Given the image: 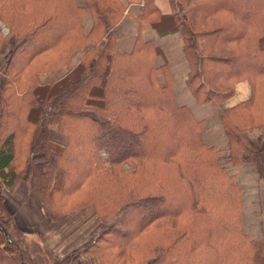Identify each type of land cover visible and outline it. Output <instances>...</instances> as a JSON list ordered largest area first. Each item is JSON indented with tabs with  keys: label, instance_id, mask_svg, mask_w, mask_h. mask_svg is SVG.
<instances>
[{
	"label": "trees",
	"instance_id": "trees-1",
	"mask_svg": "<svg viewBox=\"0 0 264 264\" xmlns=\"http://www.w3.org/2000/svg\"><path fill=\"white\" fill-rule=\"evenodd\" d=\"M126 1L85 0L92 25L84 32L85 7L75 0H0L16 43L0 85V185L9 190L24 177L54 222L92 206L99 224L80 252L100 264H264L256 257L264 232L260 241L244 233L235 177L200 140L203 121L174 102L167 66L153 63L159 48L137 37L118 52L113 33L133 3L140 28L179 32L198 103L217 104L248 79L251 98L222 114L225 158L253 164L264 181V144L244 136L253 127L264 133V0H169V14L154 0ZM87 44L68 74L38 83L39 72ZM3 201L0 194V264H53L42 238L20 230Z\"/></svg>",
	"mask_w": 264,
	"mask_h": 264
},
{
	"label": "crops",
	"instance_id": "crops-1",
	"mask_svg": "<svg viewBox=\"0 0 264 264\" xmlns=\"http://www.w3.org/2000/svg\"><path fill=\"white\" fill-rule=\"evenodd\" d=\"M154 3L161 13L169 14L171 12L169 0H154ZM180 11L183 12L184 7H181ZM139 12V4L133 3L126 5L123 16L113 28L115 36L114 49L118 52L130 51L137 37L150 41L159 48L160 54L154 57L153 63L155 65L165 63L167 66L174 84V102L177 105H185L190 109L195 119L203 121L198 133L200 140L204 144L214 146L218 150V155L223 157L222 161L227 172L235 177L240 188L242 205L241 224L243 230L248 232L250 237H261L264 231V181L259 178L253 164H234L225 158L228 154V138L222 123V114L224 112L251 98L252 87L249 80L241 79L235 82L232 94L217 104H212L211 102L198 103L186 85V78L190 66L183 51L182 36L176 31L160 32L148 22H145L140 28L136 19V15ZM91 25V14L89 11H86L82 17L83 31L88 32ZM90 46L91 44H87L83 47L76 48L66 59L65 65L56 69L39 72L37 74L38 83L40 85H49L64 77L80 62ZM159 80L162 81L161 76H159ZM1 84L2 81H0ZM58 135L61 134L54 130L50 131V137L52 139L59 140L57 139ZM244 136L257 148H261L264 144V133L260 127L247 129L244 132ZM41 160L42 156L39 154L32 157L33 162ZM0 194L3 196L4 206L12 214L16 226L26 233L41 235L46 249L52 248L51 241L53 239L51 236L55 232L56 224L48 217L47 211L39 198L29 189L25 178L16 180L9 190L4 189L0 185ZM81 211L82 209L72 215L80 213ZM253 216H258L260 218L259 221L262 222L260 223L261 226L259 225V229H255L251 225L252 223L248 222V218ZM255 220L257 221L256 218ZM93 227L95 228V226ZM80 228L68 229L63 240L66 237L72 236V239L70 237L67 239L68 243L72 240L76 242L75 237H77L79 232L80 234L82 232ZM91 231L89 230L88 233L81 234L80 240L73 246L74 250L90 240ZM73 232L78 234L72 235ZM64 247L65 244H63ZM63 258V256L59 257L56 255V260H54L53 264H100L95 257L83 255L80 251H72L71 256L65 260Z\"/></svg>",
	"mask_w": 264,
	"mask_h": 264
},
{
	"label": "rangeland",
	"instance_id": "rangeland-1",
	"mask_svg": "<svg viewBox=\"0 0 264 264\" xmlns=\"http://www.w3.org/2000/svg\"><path fill=\"white\" fill-rule=\"evenodd\" d=\"M34 1H35L34 3H36V6L41 5L43 3H46V0H34ZM119 1H122L124 4L127 2L126 0H119ZM75 2L77 4H82L83 7H85L84 13L86 11H89V9L86 7L85 0H75ZM125 10H126V7H125V9L122 12L121 17L123 16ZM84 13H83V15H84ZM8 30H9V28L0 20V81L3 80L2 72H3L4 66H5V64H6L7 60H8V58H9L10 51L16 45V43L12 40V37L8 35ZM78 48H80V47H78ZM260 91H262V88L260 89ZM95 93H97V92H95ZM57 137H58L57 139H59V140H64V136L63 135H58ZM125 168H127V167L125 166ZM124 172H126V171H124ZM114 176H111V178H112L111 181L114 179V182H116V178ZM149 177H151L150 174H149ZM92 216H94V217H92ZM255 218L257 219V221L255 220ZM116 219H118V217L114 218L110 223L115 222ZM259 219L260 218L258 216L257 217H255V216L249 217L248 218V222L252 223L251 225L253 227H255V229H259V225H260V223H262V222L259 221ZM241 221H242V218H241ZM55 224H56V228L54 229L55 232L51 236V238L53 239L51 241L52 248L47 250L49 252L53 262H54V260H56V255L59 256V257L63 256L64 257L63 259L65 260L69 256H71L72 251L73 252L80 251L81 247L83 245L78 247L76 250L73 249L74 248L73 246H75V243L80 240L81 234H84L85 232L88 233L89 230L91 231L94 228L93 226L96 227L99 224V219L95 215H93V207L92 206H87L86 208L82 209V211L80 213L72 215V216L68 217L67 219H63L61 221L55 222ZM60 224H62V225L60 226ZM77 227H79V228L81 227L80 231H82V232H81V234H80V232H79V234L78 233H74V232L72 233V235L73 234H78L77 237H75L76 242L74 240H72V241H70L68 243L67 239L70 236L68 238L66 237V239L63 240V237H65L64 235H65V233L67 232L68 229H71V228L75 229ZM250 230H251V228H250ZM93 231L94 230L91 231V236L93 234ZM100 232H101V226L99 225L97 230L95 231V233L99 234ZM58 233H60V234H58ZM244 233H246L250 239L255 240V241H260V239L262 237V236L259 237V238L254 237L255 238L254 239L253 237L249 236L248 232L244 231ZM251 233H253V232H251ZM256 234H258V233H256ZM39 236L42 238L41 235H39ZM86 236H88V235L86 234ZM70 238L72 239V236ZM42 240H43V238H42ZM66 243H68V244L66 245ZM63 244H65L64 248H63ZM260 253H261V255H260ZM263 253H264V249L262 248V246H258L257 250H256V257L258 256L257 257L258 260H263L264 259V256L262 255Z\"/></svg>",
	"mask_w": 264,
	"mask_h": 264
}]
</instances>
